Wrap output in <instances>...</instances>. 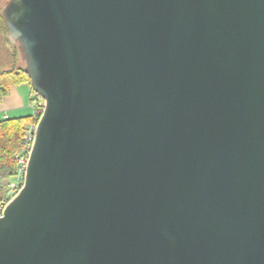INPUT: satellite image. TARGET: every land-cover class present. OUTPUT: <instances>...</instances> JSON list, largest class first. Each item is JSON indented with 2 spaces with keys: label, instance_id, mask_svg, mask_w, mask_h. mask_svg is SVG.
Wrapping results in <instances>:
<instances>
[{
  "label": "water",
  "instance_id": "obj_1",
  "mask_svg": "<svg viewBox=\"0 0 264 264\" xmlns=\"http://www.w3.org/2000/svg\"><path fill=\"white\" fill-rule=\"evenodd\" d=\"M45 106L0 264H264V0H8Z\"/></svg>",
  "mask_w": 264,
  "mask_h": 264
},
{
  "label": "trees",
  "instance_id": "obj_2",
  "mask_svg": "<svg viewBox=\"0 0 264 264\" xmlns=\"http://www.w3.org/2000/svg\"><path fill=\"white\" fill-rule=\"evenodd\" d=\"M2 11L3 9L0 11V26L4 36L0 38V46L2 50L5 47V51L0 54V103L9 94L12 86L30 84V77L24 69V64L17 63L21 58L19 48L8 40ZM33 93L34 98H40L34 91ZM34 120L33 113L0 119V190L10 188L16 163L15 154L22 145L26 126Z\"/></svg>",
  "mask_w": 264,
  "mask_h": 264
},
{
  "label": "built area",
  "instance_id": "obj_3",
  "mask_svg": "<svg viewBox=\"0 0 264 264\" xmlns=\"http://www.w3.org/2000/svg\"><path fill=\"white\" fill-rule=\"evenodd\" d=\"M32 102V113L35 120L29 123L24 131L22 145L15 154V169L10 190L0 200V218L4 215L6 206L20 193L25 185L27 168L35 141L37 125L43 113L45 102L42 98H34Z\"/></svg>",
  "mask_w": 264,
  "mask_h": 264
},
{
  "label": "crops",
  "instance_id": "obj_4",
  "mask_svg": "<svg viewBox=\"0 0 264 264\" xmlns=\"http://www.w3.org/2000/svg\"><path fill=\"white\" fill-rule=\"evenodd\" d=\"M21 85H14L10 88L9 94L0 103V112L1 111L20 112L24 108L25 105L32 103L35 97V94L28 90H21L20 89ZM22 115L24 114L13 115L11 117L22 116ZM4 117H9V116L5 115Z\"/></svg>",
  "mask_w": 264,
  "mask_h": 264
},
{
  "label": "rangeland",
  "instance_id": "obj_5",
  "mask_svg": "<svg viewBox=\"0 0 264 264\" xmlns=\"http://www.w3.org/2000/svg\"><path fill=\"white\" fill-rule=\"evenodd\" d=\"M7 1L8 0H0V11L5 7V5H6V3H7ZM1 36H2V38H3V36H4V32H3V29L1 28V26H0V38H1ZM1 42H2V40H1ZM4 47V46H3ZM5 48V47H4ZM4 48H3V50H2V47L0 46V54H2L5 50H4ZM8 50H9V48H8ZM12 63V62H11ZM18 65H20V64H22L23 63V61H22V59L20 58V59H18ZM11 65V64H10ZM20 89L21 90H28V91H30V92H33L32 91V87H31V84H29V83H24L23 85H21V87H20ZM31 102V101H30ZM32 102H34V101H32ZM32 103H30V104H28V105H25L24 106V108L20 111V112H12V111H7V112H5V111H1L0 112V119L1 118H3L5 115H8V116H13V115H20V114H24V115H26V114H29V113H31L32 112ZM14 178L12 177L11 178V184H12V180H13ZM10 187H11V185H10ZM10 190V188L8 189V190H6V189H1L0 190V200L2 199V197L8 192Z\"/></svg>",
  "mask_w": 264,
  "mask_h": 264
}]
</instances>
